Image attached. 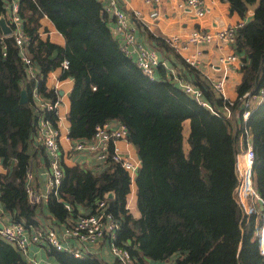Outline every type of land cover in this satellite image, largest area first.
<instances>
[{
  "label": "trees",
  "instance_id": "16d2710c",
  "mask_svg": "<svg viewBox=\"0 0 264 264\" xmlns=\"http://www.w3.org/2000/svg\"><path fill=\"white\" fill-rule=\"evenodd\" d=\"M227 1L241 17L253 7L251 18L237 28L233 43L235 53L246 57L238 69L241 79L230 107L240 119L245 94L254 95L264 87V0ZM17 2L25 46L37 72L34 78L27 77L14 39L0 33L5 44V55L0 52V159L5 169L0 172V202L10 219L28 229L38 226L39 211L29 201L25 179L40 113L31 92L36 88L42 97L54 101L58 92L46 86V78L67 60L68 69L60 78L73 81L68 138L88 141L97 125L116 120L126 126L140 167L131 181L112 160L98 171L63 165L58 194L47 196L53 219L57 223L75 219L79 206L91 207L111 192L113 197L105 201L119 221L114 242L128 249L132 264L169 259L174 264H264L253 236L255 217L243 216L233 194L239 131L233 130L232 121L198 105L173 81L146 77L120 50L111 31L112 19L100 1ZM5 4L0 0V16ZM43 17L62 35L63 46L41 36L46 31ZM201 87L204 98L219 107L206 84ZM21 89L26 91V103L19 102ZM46 118L56 125L53 114L46 113ZM185 121L189 124L186 138ZM244 125L254 153L253 184L264 203V101L250 108ZM132 184L137 218L126 208ZM53 253L61 264H100L88 255L77 259ZM0 264L28 263L0 239Z\"/></svg>",
  "mask_w": 264,
  "mask_h": 264
},
{
  "label": "built area",
  "instance_id": "2783aa9c",
  "mask_svg": "<svg viewBox=\"0 0 264 264\" xmlns=\"http://www.w3.org/2000/svg\"><path fill=\"white\" fill-rule=\"evenodd\" d=\"M4 9L7 12V24L11 29L8 36H12L14 44L18 47L21 62L24 65L25 72L28 78H34L37 72L36 66L32 62L26 44V37L23 30V20L18 13L17 0H4ZM103 9L112 19L111 26L112 34L120 38V50L128 57L133 59L134 64L141 70V72L149 79L154 78L156 68L160 65L159 55L155 49L144 47L140 42L134 39L133 29L131 26V18L136 22L141 21V14L138 10L130 6V0H99ZM143 3L151 8L149 17L156 20L159 16V8L163 1L172 3L177 9H186L193 14L195 20H200L208 12V8L204 6V0H142ZM128 10H125L127 5ZM245 21H240L234 24H226L218 30H204L200 27L192 29L185 37L171 36L169 38H162L160 36L153 37L162 39L166 46L173 50L177 57L186 64L191 70H194L196 76H199V54L200 46L209 45L213 42H218L224 45H229L233 49L234 37L237 28L242 26ZM3 36V35H2ZM193 47L196 51L192 54L182 55V51ZM0 52L2 56L5 55V44L0 38ZM246 60V59H245ZM219 62L222 65L236 66L238 69L241 66L237 54L234 52L221 56ZM61 74L68 69V61L62 60L59 68ZM192 70V71H193ZM172 81L188 96L192 98L198 105L207 108L212 114L228 119L231 115L230 107L232 100H228L224 92L223 78H210L208 76L202 77L203 85L218 96L219 107H215L208 100L204 98L203 89L194 83L183 79L179 75L170 74ZM200 77V76H199ZM55 91L56 88H54ZM58 92V91H57ZM31 95L35 102L36 108L39 110V117L36 122L35 141L42 145L48 156V186L49 194H58L59 186L63 179V169L61 166V155L58 142V130L51 119L46 118V113L53 114L56 119L58 115V106L60 105V97L51 101L48 98L42 97L33 88ZM247 99L244 102V110L241 113V120L243 126L239 130L242 139H245L244 149L237 152L234 162V171L236 176V186L233 194L235 195L236 203L240 207L243 216L249 217L254 215L255 225L253 236L257 241L258 251L261 256H264V203L257 193L253 184V163L254 153L251 145V136L246 126L244 125L251 107V101L255 98L261 100L264 98V87L260 88L256 94H245ZM128 131L124 124L117 122L115 126L106 121L95 127L91 141H79L73 143L71 147L73 150L93 152L96 158L103 163L101 168L105 167L107 160H112L120 164V166L128 173L131 181L134 180L137 171L140 167L138 158L134 159L131 156L121 157L116 146L117 141L127 140ZM112 145V150H110ZM71 149V150H72ZM26 192L31 195L30 181L32 179V172L29 169L26 173ZM259 206V209L256 208ZM67 209L69 207L65 205ZM258 213V219L256 214ZM61 228L57 232L56 228H26L22 223L13 222L11 219L8 223L0 228V239L12 246L19 254L25 258L30 264H40L38 261L32 259L28 253L30 245L44 243L51 250L57 252H64L70 254L75 258L88 253L87 247L95 244L99 240L106 238L108 241L109 252L119 264H132L133 260L128 249L122 245L116 244V233L119 229V221L107 210V203L105 199H98L94 201L87 214L80 215L77 218L67 219L59 223ZM74 240L75 245L71 244ZM162 264V262L149 263Z\"/></svg>",
  "mask_w": 264,
  "mask_h": 264
},
{
  "label": "crops",
  "instance_id": "0c3cea01",
  "mask_svg": "<svg viewBox=\"0 0 264 264\" xmlns=\"http://www.w3.org/2000/svg\"><path fill=\"white\" fill-rule=\"evenodd\" d=\"M99 1V0H98ZM127 5L125 10H128ZM130 6L138 10L141 14V21L136 22L131 18V26L133 29L134 39L140 42L144 47L155 49L159 55L160 65L156 68L154 73V80L162 81L169 80L172 81L170 74H175L181 76L183 79H186L197 86H203L201 81L202 77H210L224 80V92L228 100H234L236 98L235 88L240 82L241 74L236 66L222 65L219 62L221 56H226L233 52L229 45H224L218 42H213L209 45L200 46L199 54V76H196L194 70L192 71L190 67L184 64L178 55L173 52L165 44L161 43L162 39L153 40L149 37V34L155 36H160L162 38H169L171 36L185 37L192 29L200 27L204 30H218L220 27L226 24H234L240 21H247L251 18L253 13V7L249 8L244 17L239 16L236 12L231 11L230 5L227 0H204V6L208 8V12L200 20H195L193 14L186 9H177L172 3L163 1L159 8V16L156 20H152L149 17L151 8L143 3L142 0H130ZM7 22V12L3 14ZM43 28L46 31L41 32L43 38H48L51 42L56 43L60 46L64 45V39L60 33H58L53 24L46 18L41 19ZM113 23V21H112ZM111 23V26H112ZM9 26V25H8ZM42 31V30H41ZM1 33V32H0ZM2 35V34H1ZM114 36V35H113ZM115 37V36H114ZM115 40L120 44L122 40L115 37ZM196 51L195 48L190 47L183 50L181 53L192 54ZM235 52V51H234ZM240 61H243V58H246L242 54L236 53ZM177 55V56H176ZM132 59V58H131ZM133 60V59H132ZM60 69H55L51 71L46 78V86L49 89H54L58 91L60 97V105L58 106V115L56 120V128L58 130V142L61 155V166H73L80 165L84 168H88L92 171L99 170L101 168L100 160L96 158V154L93 152L86 151H77L73 150L71 147L73 143L79 141H71L68 138L69 131V122L67 120V113L69 111V93L72 88L73 81L71 78L61 79ZM61 92V94H59ZM211 94V93H210ZM213 100H217L219 105L218 96L211 94ZM264 101V98L261 100L253 99L251 101V107L255 108ZM236 113V112H235ZM228 119L232 121L233 130L238 131L243 126V121L241 118H238L237 114L229 115ZM112 126H115L118 121L109 120ZM189 132L188 121H185L183 124V135L186 138ZM90 139L89 141H91ZM245 139L239 134L238 138V152L244 149ZM116 146L122 154L129 151L131 154L126 156H131L134 159L138 158L134 146L130 142H125L119 140L116 143ZM72 149V150H71ZM30 154V164L29 169L32 172V179L30 181L31 195L28 196L31 204L37 206L39 211L38 216V226L37 228H56L57 232H60L61 228L59 223L53 219L50 215L47 208V196L49 194L48 186V156L45 148L38 144L33 137V142L29 147ZM122 157V156H121ZM0 172H5V169L2 167V160L0 159ZM126 208L129 213L137 218L139 217V212L136 206V195H135V186L132 184L129 194L126 197ZM90 210L89 206H79L77 212L80 215L87 214ZM78 217V216H77ZM76 217V218H77ZM10 220L9 213L3 208V205L0 202V224L3 226L8 223ZM36 228V227H35ZM75 245L74 240L71 241ZM88 253L85 255L95 258L100 264H114L117 261L109 252L108 241L106 238L99 240L95 244L88 246ZM28 253L32 259L38 261L40 264H61L58 259L55 257L53 250H51L46 244H32L28 248ZM19 254V252H18ZM20 255V254H19ZM84 255V256H85ZM81 256L80 258L84 257ZM20 257L28 264L24 257ZM73 257V256H72ZM75 258V257H74ZM77 258V259H80ZM162 264H174L173 259L162 262Z\"/></svg>",
  "mask_w": 264,
  "mask_h": 264
},
{
  "label": "water",
  "instance_id": "95a60500",
  "mask_svg": "<svg viewBox=\"0 0 264 264\" xmlns=\"http://www.w3.org/2000/svg\"><path fill=\"white\" fill-rule=\"evenodd\" d=\"M0 32L3 36H8L11 33V29L8 26L6 19L3 15L0 16ZM61 94V92H59ZM20 103H26L27 102V94L24 89H21L20 92V98H19ZM113 197V194L111 192L107 193L104 195L105 199H111ZM2 225L0 224V228Z\"/></svg>",
  "mask_w": 264,
  "mask_h": 264
},
{
  "label": "rangeland",
  "instance_id": "374dc122",
  "mask_svg": "<svg viewBox=\"0 0 264 264\" xmlns=\"http://www.w3.org/2000/svg\"><path fill=\"white\" fill-rule=\"evenodd\" d=\"M127 154H131V153H130L129 151L125 152L124 155L122 154L121 151H120V153H119V155L122 156V157H124V156L127 155ZM256 208L259 209V206L256 205ZM255 214H256V218L258 219V213H255Z\"/></svg>",
  "mask_w": 264,
  "mask_h": 264
},
{
  "label": "clouds",
  "instance_id": "9594fccd",
  "mask_svg": "<svg viewBox=\"0 0 264 264\" xmlns=\"http://www.w3.org/2000/svg\"><path fill=\"white\" fill-rule=\"evenodd\" d=\"M251 108V107H250ZM128 140V139H127ZM139 159V158H138ZM140 161V160H139Z\"/></svg>",
  "mask_w": 264,
  "mask_h": 264
}]
</instances>
